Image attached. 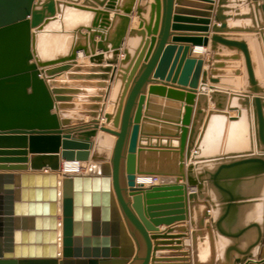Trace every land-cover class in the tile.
<instances>
[{
    "label": "water",
    "instance_id": "obj_1",
    "mask_svg": "<svg viewBox=\"0 0 264 264\" xmlns=\"http://www.w3.org/2000/svg\"><path fill=\"white\" fill-rule=\"evenodd\" d=\"M193 1L0 0V264H264V0Z\"/></svg>",
    "mask_w": 264,
    "mask_h": 264
},
{
    "label": "crops",
    "instance_id": "obj_2",
    "mask_svg": "<svg viewBox=\"0 0 264 264\" xmlns=\"http://www.w3.org/2000/svg\"><path fill=\"white\" fill-rule=\"evenodd\" d=\"M173 10L175 11L176 9H179V10H196L198 12H206L204 11L202 8H200L202 5L201 3H197L193 0H186L187 4L186 5H177L176 4V0H173ZM196 4V6L193 7H189V5H194ZM161 7H162V13H163V8H164V0H161ZM211 12V15L213 14V11H209ZM162 18V17H161ZM211 19V23L209 25V27L212 25V17H210ZM131 23L130 25H134L135 22H136V18L135 16L133 15L131 17ZM162 26H163V21L161 20V23H160V27H159V32L157 34V41L155 43V46L153 48V51H152V54L155 52L157 46H158V42H159V39H160V36H161V30H162ZM176 33H180V32H170V34H176ZM171 36V35H170ZM170 36L168 37V42L170 41ZM190 47V45H188ZM192 48V47H190ZM201 55H197V56H202V58L205 60L207 57H208V53L206 54V51H205V48L201 47ZM195 49H199V48H195ZM99 54H103L99 51H95V55H99ZM194 56V55H193ZM119 58H122V54H120V57ZM77 66H89V62H88V57H85L83 55H81V57L77 58ZM102 65H104V63H102ZM145 66L144 63H142L138 69V72L137 74L135 75L134 79L137 78V76L139 75V73L141 72L142 68ZM203 70H208V67L206 65H203L202 67ZM69 73V72H68ZM68 73H62L60 74L59 76H56L53 81L55 82H58V83H62L61 85L63 86H56L57 88H63V89H68V90H73L71 91L72 93L71 94H68L69 97H71V100H70V103L72 104H79V103H87V102H83L81 101L82 99H90V98H94L95 96H99L98 98H100V100H102V97L103 95H95L94 93L95 92H98L97 88H95L93 86V83L92 82H98V81H93V80H83V79H80V78H72V79H69L67 77V74ZM72 74H75V76L77 75H85L87 74L86 72L82 71V70H78V71H75V72H72ZM133 79V80H134ZM153 82L152 81V78L149 77L148 79V82ZM133 84V82H132ZM53 88V87H52ZM145 91V88L142 89L141 92H144ZM104 92V88H103V91ZM208 107L211 108L212 107V103H209L208 104ZM105 110H109V106L106 104L105 105ZM68 112H77L76 110H69ZM84 122H87L89 119L88 116H85L84 117ZM73 125V124H72ZM171 181L170 182H173L174 181V178H170ZM122 182H123V179H122ZM58 220H60V216H58ZM176 225H173V226H180L179 224L180 223H175ZM185 225V228H187V236L181 238L180 242H181V247H185V246H188L190 244V239L188 237V233L189 231L191 230L188 226V222H185L184 223ZM126 225V224H125ZM127 227V231H128V234L130 235L132 241H133V246H134V255L133 257L129 260L128 264H141L144 256H145V243L143 241V239L141 238V236L139 235V233H137L132 227L130 226H126ZM172 227V226H171ZM169 227L165 226V225H160L158 227V233H163L164 231H166ZM183 250V249H182ZM168 252V251H167ZM161 254H172V253H161ZM60 258V257H58Z\"/></svg>",
    "mask_w": 264,
    "mask_h": 264
},
{
    "label": "bare ground",
    "instance_id": "obj_3",
    "mask_svg": "<svg viewBox=\"0 0 264 264\" xmlns=\"http://www.w3.org/2000/svg\"><path fill=\"white\" fill-rule=\"evenodd\" d=\"M199 48V49H195ZM205 48V47H203ZM201 47H192L191 56L195 58H202L201 55ZM206 54L207 49L205 48ZM194 55V56H193ZM81 57L79 54L78 58ZM95 169V168H94ZM97 170V169H96ZM89 171H93V166H91L87 162H80V161H61L60 170L57 172L59 179H61L65 175H77V174H85ZM150 177L147 175L136 176V184L142 185L143 187L147 188L150 187ZM170 177H161V184L170 183Z\"/></svg>",
    "mask_w": 264,
    "mask_h": 264
},
{
    "label": "built area",
    "instance_id": "obj_4",
    "mask_svg": "<svg viewBox=\"0 0 264 264\" xmlns=\"http://www.w3.org/2000/svg\"><path fill=\"white\" fill-rule=\"evenodd\" d=\"M149 181L151 186L159 185L161 184V176L152 175Z\"/></svg>",
    "mask_w": 264,
    "mask_h": 264
}]
</instances>
